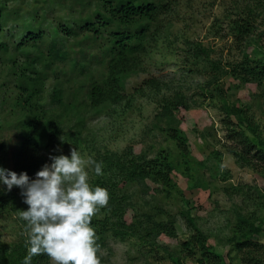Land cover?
<instances>
[{
	"label": "trees",
	"instance_id": "trees-1",
	"mask_svg": "<svg viewBox=\"0 0 264 264\" xmlns=\"http://www.w3.org/2000/svg\"><path fill=\"white\" fill-rule=\"evenodd\" d=\"M163 1L166 0H52L60 13L65 11V15L60 16L57 27L53 28L55 37L47 53L41 45L50 36L40 26L31 27V32L14 45L0 41L1 57L11 46L13 53L22 52L27 57L34 50L39 51L23 68L19 78L18 86L22 94L15 105L17 120L12 121L11 126L7 125L13 128L14 137L11 141L2 138L0 130V168L18 175L26 172L30 180H34L43 165L52 163L50 156H67L74 147H86L93 150L91 158L102 163L103 175L100 176L95 174L92 166L95 175L92 187L106 188L110 195L108 206L101 209L103 218L92 221L100 247L105 246V234L112 232L113 236L122 240L137 238L140 248L148 252L164 250L173 264H183L184 258H195L197 264H231L223 262L221 256L208 245V238L197 226L190 208L180 212L191 232L181 242L184 254L181 258L167 246L157 243L162 235L177 238V216L167 214L165 218H160L158 214H139L138 206L131 202L129 191L134 186L139 188L143 199L148 195L155 198L163 193L169 195L176 189L172 178L175 169L169 152L160 151L148 159L135 155L131 150L120 152L106 147L105 150L94 148L93 140L83 136L89 113L105 114L115 119L126 117L138 97L158 98L166 89L170 94L160 99L158 116L166 119L170 128L160 130L176 143L183 156L190 155L187 140L172 118L177 108L190 109L188 98L181 91L172 90L171 84L165 80L149 77L142 80L132 94H127L130 78L143 72L142 58L159 46L157 21L165 12ZM35 3H39L42 10L46 9L45 14L48 13L51 1L48 4L46 0H35ZM260 6L261 2L256 6H237L234 16L228 18L236 43L244 45L241 61L222 67L210 58V51L204 45L192 47L191 55L204 61L210 70L217 73L212 79L219 80L223 75V78L232 76L245 83L261 84L264 80V29L258 30L256 26ZM11 14L0 7V35ZM10 61L14 67L16 58L13 55ZM39 63L42 66L40 69L36 67ZM64 64L66 67H63ZM50 76L53 82L47 89ZM212 79L208 86L219 83ZM218 91L223 102L221 110L231 129L227 137L241 147L231 148L232 153L239 163L241 161L253 167L264 179V140L259 139L257 146L245 131L249 129L258 135V125L248 117L243 107L227 101L222 88ZM232 116L236 117L237 124L232 122ZM253 160L260 161L262 165ZM21 191L16 186L9 191L6 185L0 183V208L14 206ZM130 210L134 211V215L129 222L126 215ZM237 221L239 236L236 247L240 251L247 249L244 256L249 263L261 260L258 248L262 226L240 212ZM26 240L25 237L13 245H0V264H23L27 255ZM49 263L46 255L35 256L31 262ZM147 264L153 263L147 261Z\"/></svg>",
	"mask_w": 264,
	"mask_h": 264
},
{
	"label": "rangeland",
	"instance_id": "rangeland-1",
	"mask_svg": "<svg viewBox=\"0 0 264 264\" xmlns=\"http://www.w3.org/2000/svg\"><path fill=\"white\" fill-rule=\"evenodd\" d=\"M49 1L48 13L45 14L46 9L42 10L35 0H0V7L12 12L0 35V41L14 45L23 40L33 27L40 26L50 36L41 45L42 50L47 53L48 46L55 37L53 28L57 27L60 16L65 15V11L60 13L56 3L46 0L48 4ZM259 2L262 6L257 9L259 16L256 26L261 30L264 29V0L163 1L165 12L157 21L160 29L159 46L142 58L143 72L130 78L127 94H132L139 83L149 77L165 80L171 84L172 90L181 91L188 98L190 109L179 107L172 118L187 140L189 156H183L176 143L160 130L170 128L166 119L162 120L158 116L160 99L170 94L166 89L158 98L138 97L126 117L115 119L91 112L83 130V136L95 143L94 148L101 147L105 150L106 147L120 152L131 150L135 155L148 159L155 157L160 151L169 152L175 169L172 178L176 189L169 195L163 193L156 198L148 195L143 199L139 188L134 186L135 190L131 188L129 195L131 202L138 206L136 209L140 211L139 214H158L160 218H165L167 214L177 216V238L162 235L157 243L167 246L181 258L184 256L181 242L191 232L180 212L190 208L197 226L208 238V245L221 256L223 262L264 264V179L253 167L242 164L241 161L239 163L232 153L231 148L241 147L227 137L231 129L221 110L223 102L218 91L222 88L227 101L243 107L248 117L258 125V135L245 129L252 142L258 146L259 139L264 140V80L261 84L245 83L232 76L223 78V75L219 80L212 79L217 73L210 70L204 61L191 55L192 47L201 44L209 49L210 58L219 62L222 67L241 61V49L244 45L236 43L228 26V18L234 16L237 6H256ZM13 13L17 15L14 16ZM11 47L0 56V130L1 137L10 141L14 137L13 128L7 125L11 126L12 121L17 120L18 109L15 105L22 94L18 86L19 78L23 68L39 53L34 50L27 57L22 52L13 53V46ZM12 55L16 58L14 67L10 61ZM36 67L42 68L40 63ZM211 79L219 83L208 86ZM51 82L53 78L50 76L47 89H50ZM231 120L237 124L236 117L232 116ZM77 150L85 159L93 156V150L86 147ZM70 151L67 155L69 158ZM253 161L262 165L258 160ZM86 171L89 173L88 182L92 186L95 180L93 169L86 168ZM188 201L191 203L187 204ZM27 209L28 205L24 203L21 193H18L14 206L0 208V245H13L27 238L26 222L19 218V212ZM239 212L252 219L256 225L262 226L258 248L261 260L249 263L244 256L247 249L240 251L236 247ZM133 215V210L128 211L126 218L129 222ZM101 218L103 214L100 211L92 221ZM105 236V246L100 247L98 253L101 264H147V261L153 264H173L164 250L148 252L140 248V242L135 237L122 240L113 236L112 232H107ZM182 262L197 264L195 258H184ZM49 264H52L51 260Z\"/></svg>",
	"mask_w": 264,
	"mask_h": 264
},
{
	"label": "clouds",
	"instance_id": "clouds-1",
	"mask_svg": "<svg viewBox=\"0 0 264 264\" xmlns=\"http://www.w3.org/2000/svg\"><path fill=\"white\" fill-rule=\"evenodd\" d=\"M30 180L26 172L19 175L0 168V183L9 191L19 187L26 211L19 218L26 222L27 255L23 264L33 257L46 255L52 264H101L100 245L92 227L93 218L109 204L106 188L89 184L86 168L94 166L97 176L103 175L102 163L83 158L74 147L71 155L49 157Z\"/></svg>",
	"mask_w": 264,
	"mask_h": 264
}]
</instances>
